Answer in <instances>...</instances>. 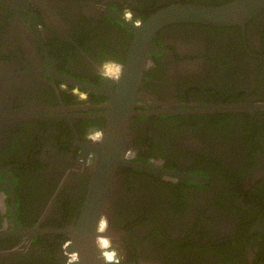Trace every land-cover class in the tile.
<instances>
[{"label":"flooded vegetation","instance_id":"obj_1","mask_svg":"<svg viewBox=\"0 0 264 264\" xmlns=\"http://www.w3.org/2000/svg\"><path fill=\"white\" fill-rule=\"evenodd\" d=\"M230 1L0 0V264H66L85 213L121 264H264V8L167 24L127 65L159 9Z\"/></svg>","mask_w":264,"mask_h":264},{"label":"water","instance_id":"obj_2","mask_svg":"<svg viewBox=\"0 0 264 264\" xmlns=\"http://www.w3.org/2000/svg\"><path fill=\"white\" fill-rule=\"evenodd\" d=\"M263 8L264 0H232L220 5L180 2L164 6L156 13H154L150 18L144 21L139 27L134 28L136 34L129 54L127 65L129 68H133L134 64L136 63V60L133 58L136 54L144 55L150 49H155L152 40L158 30L167 24L173 22H202L215 25H241L247 22L251 17L256 15ZM131 61L133 62V65L130 64ZM139 72L140 69L136 72V76L130 77L133 78L129 82L132 87H134L135 82H138V79L136 77L139 75ZM126 101L127 102L125 104L119 98H117L111 105V117L122 116V118L117 122L112 121L110 123L112 130H114L116 124H118L120 131L125 132L126 130L129 116L134 111L132 108L133 104L128 102V100ZM124 104L125 107L119 110V106ZM116 152L118 153V158H120V151L117 150ZM85 216L88 217V214L85 213L84 215H82L79 220L78 230L73 231L82 235L81 240H79L78 242L80 246H75V248L79 252L81 259L79 264H103V261L100 259V252L95 242L97 234L95 225L94 227L88 229V220ZM86 232L90 234L89 237H91L92 241V243L90 244L91 246H89V242H85Z\"/></svg>","mask_w":264,"mask_h":264},{"label":"clouds","instance_id":"obj_3","mask_svg":"<svg viewBox=\"0 0 264 264\" xmlns=\"http://www.w3.org/2000/svg\"><path fill=\"white\" fill-rule=\"evenodd\" d=\"M139 21L137 25L139 26ZM124 65L115 60H105L99 67L98 74L101 79L110 80L118 84L122 79ZM104 133L102 130H90L85 135V140L91 144H100L103 142ZM109 227L107 216L101 215L96 227V246L100 252V259L103 264H121L123 257L120 256L118 246L114 245L110 237L104 235ZM73 241L67 240L63 245L64 254L66 256V264H79L78 252H69Z\"/></svg>","mask_w":264,"mask_h":264}]
</instances>
